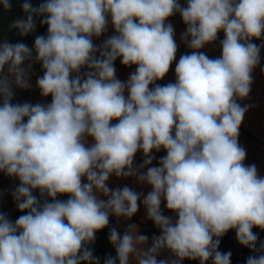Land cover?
Wrapping results in <instances>:
<instances>
[{
  "label": "clouds",
  "instance_id": "obj_1",
  "mask_svg": "<svg viewBox=\"0 0 264 264\" xmlns=\"http://www.w3.org/2000/svg\"><path fill=\"white\" fill-rule=\"evenodd\" d=\"M21 8L12 29L27 36L40 18L47 32L32 47L0 42V173L18 180L11 195L23 213L14 222L0 213V264H100L96 233L141 205L159 235L145 247L138 224L110 228L115 256L103 264H231L219 250L229 231L258 252L246 264H264L253 231H264V176L238 142L249 110L239 101L261 63L264 45L253 41L264 39V0H24ZM176 14L190 49L178 62L168 22ZM221 32L220 55L210 58L202 49ZM118 59L135 68L127 80L117 78ZM174 62L175 81L158 83ZM34 65L50 103H13L14 88L33 87ZM113 176L150 191L111 188ZM164 251L170 258L158 259Z\"/></svg>",
  "mask_w": 264,
  "mask_h": 264
},
{
  "label": "crops",
  "instance_id": "obj_2",
  "mask_svg": "<svg viewBox=\"0 0 264 264\" xmlns=\"http://www.w3.org/2000/svg\"><path fill=\"white\" fill-rule=\"evenodd\" d=\"M168 22H170L175 29V39L178 45L176 60L178 62L179 57L181 55L190 52V49H188L186 45L180 40V36L186 30V26L182 22L172 17L169 19ZM112 34H114L113 29L109 28L108 32L105 34L103 39H105L107 36H110ZM222 39H223V33L221 32L219 34L218 41L213 45L205 46V48L202 49V51H204L210 58L218 57L220 55L219 40ZM115 68H116L117 78L122 81L127 80L129 74L135 70L134 66L124 67L123 65H121L119 59L115 62ZM261 68L264 67L262 65H259L253 71V83L251 85V92L249 94V97L243 101H239L242 105H248L249 110L245 114L243 123L240 127L238 142L247 152L245 164L246 165L255 164L259 175L264 176V73L261 72ZM174 69H175V62L173 63L172 68L170 69L166 77L162 81H158V83L163 85L169 82H174L175 81ZM37 97L39 99L38 103H50L49 100H47L44 97H41L40 94H38ZM163 155H165L164 151H161L159 153H154L156 159L153 161V166L157 165L159 158L162 157ZM142 160H143L142 153H137L135 157V164L139 165L142 162ZM108 183L111 188H118L127 185L133 188L134 190H136L137 192H143L146 194L148 191H150V188H148L147 186L138 184L135 178L117 179L115 176H113L110 178ZM17 184H18V180L15 179L14 189L17 186ZM34 195H37V197L39 198L38 191L34 192ZM162 209H163V205H162ZM22 214L23 213L17 210L14 201L12 211L8 216V218L14 222L15 219H17ZM164 214L170 216L173 215L172 213L168 212L166 209H164ZM130 223L138 224L140 233L148 236L149 244L146 245L145 247L151 246V238L153 235H159V230L154 226V224L150 220L145 219V210L142 205L139 211L137 212V214L134 215L131 218V220H125V219L118 220L114 216L110 217L109 227L105 228L102 231L97 232L95 242L92 245H90V247L93 250L94 256L100 258V264H103L105 257L115 256V250L108 241L109 229L116 228L121 234H123L128 224ZM168 258H170V254L167 251L162 252L158 257V259H168Z\"/></svg>",
  "mask_w": 264,
  "mask_h": 264
},
{
  "label": "trees",
  "instance_id": "obj_3",
  "mask_svg": "<svg viewBox=\"0 0 264 264\" xmlns=\"http://www.w3.org/2000/svg\"><path fill=\"white\" fill-rule=\"evenodd\" d=\"M24 0H11L12 7L9 11H5L0 5V42H3L4 39V32L6 27L17 18H25V13L23 12L21 5ZM33 6H38L42 0H31ZM183 2V0H182ZM172 18L182 22L181 17L179 14L174 15ZM183 23V22H182ZM36 33L38 35H46L47 27L42 26L40 24V18H36ZM104 36L99 39L94 38V43H99ZM8 42L10 43H24L29 47H32L34 44V39L31 36V33L27 36H20L18 30L12 29L8 35ZM253 43L257 45H264V39L262 40H254ZM261 63L264 67V46L261 47ZM32 71L35 73L33 75V79L35 80L37 76L42 75V71L39 65H34ZM14 98L13 103H24L28 102V98L30 95V89H19L14 88ZM47 100L51 101V97H47ZM254 233L258 236V243L257 248L259 247V242H264V231H261L258 228L253 229ZM219 250L221 252L227 253L231 252V264H246V260L249 256L257 255L258 252H253L247 247L241 246L235 236L234 231L227 232L223 237L220 238ZM182 264H199V261H190L184 260Z\"/></svg>",
  "mask_w": 264,
  "mask_h": 264
},
{
  "label": "rangeland",
  "instance_id": "obj_4",
  "mask_svg": "<svg viewBox=\"0 0 264 264\" xmlns=\"http://www.w3.org/2000/svg\"><path fill=\"white\" fill-rule=\"evenodd\" d=\"M33 80V87L30 89L31 94L29 95L28 102L38 103L39 90L35 87V80ZM15 186V178L6 176L4 173H0V213H5L7 216L10 215L13 208V197L11 195Z\"/></svg>",
  "mask_w": 264,
  "mask_h": 264
},
{
  "label": "water",
  "instance_id": "obj_5",
  "mask_svg": "<svg viewBox=\"0 0 264 264\" xmlns=\"http://www.w3.org/2000/svg\"><path fill=\"white\" fill-rule=\"evenodd\" d=\"M20 19H24V18L21 17V18H17V19H15V20H13V21L10 22V24L6 27L5 32H4V39H3V41H5V40L8 39V35H9L10 31L12 30L11 25H12L16 20H20ZM31 36H32V38L35 40V38H36V36H38V34L36 33V31H34V32L31 33Z\"/></svg>",
  "mask_w": 264,
  "mask_h": 264
}]
</instances>
